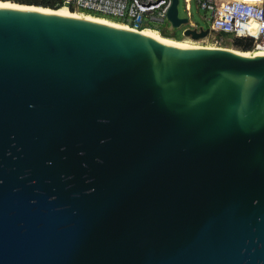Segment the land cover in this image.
<instances>
[{
    "label": "water",
    "instance_id": "obj_1",
    "mask_svg": "<svg viewBox=\"0 0 264 264\" xmlns=\"http://www.w3.org/2000/svg\"><path fill=\"white\" fill-rule=\"evenodd\" d=\"M0 264H264V50L0 6Z\"/></svg>",
    "mask_w": 264,
    "mask_h": 264
},
{
    "label": "built area",
    "instance_id": "obj_2",
    "mask_svg": "<svg viewBox=\"0 0 264 264\" xmlns=\"http://www.w3.org/2000/svg\"><path fill=\"white\" fill-rule=\"evenodd\" d=\"M173 0H61L63 6L72 11L99 14L121 22L133 29H143L148 20L169 22L168 11ZM184 0L189 21L184 24L181 33L187 29L202 27L193 19L189 3ZM200 9L211 12L210 33L229 36L233 42L237 38L253 41L251 52L264 50V0H196ZM178 29V30H180Z\"/></svg>",
    "mask_w": 264,
    "mask_h": 264
},
{
    "label": "bare ground",
    "instance_id": "obj_3",
    "mask_svg": "<svg viewBox=\"0 0 264 264\" xmlns=\"http://www.w3.org/2000/svg\"><path fill=\"white\" fill-rule=\"evenodd\" d=\"M0 6H3V7H15V8H26V9H35V10L56 12V13H60V14H63V15L84 17V18L98 20V21H101V22H105V23H108V24H112V25H116V26H120V27H124V28H131L130 26H128L126 24H123L121 22L109 19L107 17L104 18V17L93 15V14H89V13H81V12H77V11H72L67 6H62L61 8H58V9H50V8H45V7H41V6L27 5V4H21V3H18V2L1 1V0H0ZM140 30H141V33H143V34H146V35L152 36V37L165 38V39L171 41L172 43H174V44H176L178 46L204 47L202 45L193 44V43H190L188 41L178 40L176 38L174 39L172 37L163 36L158 30H156L154 28L147 27V28H143V29H140ZM208 47H210V46H208ZM227 49L232 50V51H234L236 53L244 54V55H254V53L251 52V51H243V50L232 49V48H227Z\"/></svg>",
    "mask_w": 264,
    "mask_h": 264
},
{
    "label": "rangeland",
    "instance_id": "obj_4",
    "mask_svg": "<svg viewBox=\"0 0 264 264\" xmlns=\"http://www.w3.org/2000/svg\"><path fill=\"white\" fill-rule=\"evenodd\" d=\"M191 12L193 14V19L201 24V26L208 27L210 25L212 13L205 11L203 9L198 8L196 0L188 4ZM179 10L181 16H187L188 12L186 10V5L184 0H180ZM103 17V16H100ZM105 18V17H104ZM110 19V18H109ZM178 40L188 41L193 44L202 45V46H210V47H223V48H232L239 49L233 44V40L229 36H219L217 33L212 32L208 36L200 39H193L191 36H184L181 33V29L178 30ZM175 39V38H174ZM241 50V49H239Z\"/></svg>",
    "mask_w": 264,
    "mask_h": 264
},
{
    "label": "trees",
    "instance_id": "obj_5",
    "mask_svg": "<svg viewBox=\"0 0 264 264\" xmlns=\"http://www.w3.org/2000/svg\"><path fill=\"white\" fill-rule=\"evenodd\" d=\"M3 1V0H1ZM5 1V0H4ZM14 1L27 5L41 6L50 9H58L63 6L61 0H8ZM73 10V9H72ZM96 16H101L99 14H94ZM144 27H150L158 30L163 36L176 38L178 37V29H172L169 22H160L156 20H148ZM235 46L243 51H250L252 49L253 41L247 38H237L233 42Z\"/></svg>",
    "mask_w": 264,
    "mask_h": 264
}]
</instances>
